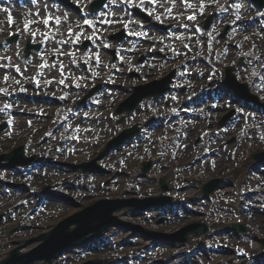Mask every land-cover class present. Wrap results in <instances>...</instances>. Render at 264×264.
Here are the masks:
<instances>
[{
  "label": "rangeland",
  "instance_id": "rangeland-1",
  "mask_svg": "<svg viewBox=\"0 0 264 264\" xmlns=\"http://www.w3.org/2000/svg\"><path fill=\"white\" fill-rule=\"evenodd\" d=\"M145 47L142 48V52H144ZM139 59H141V55H138V58H135L134 61H132L130 63V66H133ZM156 68H150L147 67V74H142V76L140 77H136V75L134 73H127V76H129L130 79H132V81L127 85V90H131L133 89V87H138L139 85H149L151 83L154 82L155 77L159 78L162 75L165 76L166 74H168L169 72H165V73H155ZM170 71V70H168ZM191 74V73H189ZM129 96V95H128ZM127 96V97H128ZM126 97V98H127ZM125 98V99H126ZM124 101V99L120 100L118 103H116L114 105V112L116 111V107H119L121 105V103ZM106 117V115H105ZM132 120H128V123H131ZM127 123V124H128ZM116 124V122L112 123L111 125ZM122 125V124H121ZM49 129L50 126L46 125L38 134H36L34 136L35 140H41L42 137H44L45 135H47L49 133ZM29 128L26 127L25 131H28ZM110 138H120L121 135H116L114 132H110ZM83 134H86L85 136L81 135L80 139L82 141H86L89 140L90 138H88V133L83 132ZM161 136L160 134H156V141H154V143L151 146L152 148V152L153 153H157L159 154V148L155 149L156 144L160 143ZM163 139V138H162ZM164 141V139L162 140ZM109 139L105 142L108 143ZM26 143V138H17L15 140L12 141V143L7 142L4 143L2 142V140H0V155L3 154H10L12 153V148L15 147L17 148V146L19 144H23ZM171 143L168 144L165 148V154H166V150L168 148H171ZM30 148V147H29ZM250 149L247 148V151H249ZM36 151V150H35ZM251 151V150H250ZM254 152V151H253ZM253 152L249 153L252 154ZM49 153H53V149H49ZM34 154L33 152L29 151L28 152V156ZM38 154V153H35ZM243 156V154L241 155ZM144 157V156H142ZM44 158V157H43ZM93 158V157H92ZM92 158L90 156H85V154L82 155L81 159L79 160L82 164H84L87 160H92ZM113 158L111 163H109V165H106V167L104 165H102L103 167H105L106 170L109 171L108 175H106V178L101 180L106 182V186L104 188H100L99 184L100 183H93V187H89V189L91 190V193L89 192V190H86V188H82V189H73L75 187V185H77L83 176H86V178L89 177L88 174H83L76 176L78 178H80V181L78 182V179H76V177H73L72 179L70 178V182L68 183V185L66 186V179H63V183L64 185L61 186L63 188H67L69 190H63L62 188L58 187L55 180L57 179H62L65 175H66V171H59V177L58 176H53V175H46V176H38L37 179H32V180H26L24 183L31 185V188L33 190H39L44 188L47 185L53 186L55 188H57V192L59 191L61 196L60 198H56V197H50V202L49 204L51 206L56 205H63V206H67L68 209L67 210H63V211H58V212H52V210L50 211L47 207H39L37 208V210L34 211L33 213V217L34 220L36 219V215H42L40 218H38V222L40 223L38 226L33 225L34 228H36L37 230L33 233V234H29V231L26 233H15L16 232V227L14 225V221L11 222V225H8V227L6 228L5 225L0 224V258L6 256L8 254V252H10V250H12L14 248V245L16 246H21L26 240L29 239H33V238H37L39 237L41 234H43L45 231H47V229H50L52 227H55L58 223H60L62 220H64L65 218H67L68 216H70L72 213L78 211L81 208L84 209H88L92 206H95L96 204H101L103 202H111V205H113L114 207H118L123 205L126 201H129L131 199H142L143 201V197H145V194H151L152 196H155L156 193L159 192L160 190V183L159 180L163 179L165 180V182H167V184L169 185L170 189L174 188V189H179V187L184 186L187 187L186 185H188V183H186V185H183L182 181L184 178H192L195 179L194 181H200V176L199 174L197 175H181V173H179L178 171L181 170L180 165H179V159L178 157H174L173 160L170 158L168 160V164L166 163H162L159 162L160 160L156 159V158H143V160H145V162H152V164L154 165L153 169L148 172L147 169V173L145 176H143V168H138V164L136 163V161H138V159L141 160L140 158H133L132 161V167H123L122 165L124 164L121 160L119 161L118 158H120V156H113L111 157ZM57 159V158H56ZM149 159H151L152 161H149ZM157 161H154V160ZM241 161H243L245 159V156H243V158H240ZM58 160V159H57ZM107 160V161H106ZM110 160V158H105V164L108 163V161ZM62 161V160H60ZM126 161V160H125ZM63 162H68V161H63ZM92 164H94L95 161H89ZM127 162V161H126ZM102 164V163H101ZM100 165V162H99ZM91 166V165H90ZM156 166V168H155ZM133 167H136L135 169H137L135 172L132 170ZM239 167V165L237 166ZM236 166H234L232 168V172L233 170H235L237 168ZM248 167V164L244 165L242 168V171H246ZM91 168V167H89ZM131 169V170H130ZM115 172V174H118V171H123L121 172V174H119V176H116L115 178L113 177L112 172ZM238 172L240 173V170L238 169ZM127 174H136L137 176L140 175L141 179L143 182H146V184L144 186H140L139 190L136 188V184L135 182L128 186V180L131 181V178H129V176H127ZM122 175H126V176H122ZM243 175V174H242ZM96 176V175H94ZM121 176V177H120ZM151 176V177H148ZM237 176V180H235L236 182L239 181V178H241L240 176ZM114 178V179H113ZM113 179V180H112ZM122 179V180H120ZM149 179H154V181H149ZM77 180V181H76ZM93 177H91L90 182H92ZM109 182V183H108ZM112 182L117 183L116 186L114 187L112 185ZM203 183H205V180L199 182L198 186H201ZM86 186V185H85ZM19 187L24 188V184H19ZM7 189V193L5 198H10L12 197L13 191L12 189L6 188ZM181 189V188H180ZM24 191L27 192L28 191V187L24 188ZM183 195H188V194H183ZM27 198V197H26ZM182 197H180L181 199ZM3 200H5V202L3 203V205L7 204V200L2 198L0 201L2 202ZM111 200V201H110ZM10 202H13L10 200ZM84 203H90V205H87L86 207H79V209H77V206H83L85 205ZM126 205V204H125ZM123 205V206H125ZM49 206V208L51 209L52 207ZM33 209V208H32ZM124 213V212H121ZM188 213V212H187ZM200 213H203L202 210H200ZM31 214V211H30ZM54 216L53 218H51V216ZM192 216H190L188 219H191ZM163 220L161 223L160 222H156L155 224H153V226L150 225L151 222H142L143 225L148 226L151 229H157L160 231H162V234H172L174 231H176L179 226L181 225V220H178V226H174L175 224H173L175 222V218H173V220L169 221V220H165V219H160ZM39 227V228H38ZM177 227L174 230H171L172 228ZM247 229H248V235L250 237H255L257 236V242H253V246L249 247V249L254 251V255H253V261L252 263H254L255 261L261 260L264 263V244L261 243V241L264 242V228L260 229L261 225H258L257 228L255 229L254 227H252L250 224L246 225ZM13 232V233H12ZM222 233H225L223 230H217L214 232V236H221ZM261 238V240H260ZM246 239H248L246 237ZM137 241V240H136ZM213 244H216L213 243ZM243 247L246 246H250L248 244H242ZM197 246H199V251L198 253H201L203 250V248L205 247L203 244H198ZM162 247V246H161ZM241 249V248H239ZM163 253L160 255L162 261L167 260V258L169 256H171L172 254H175L176 251H174L172 248L168 247V246H163L162 247ZM243 250V249H241ZM231 251H234L233 249H231ZM197 255V254H196ZM208 259V258H207ZM235 259L234 255H228L224 257L223 261L222 260H218V264H232L231 262ZM159 260V259H157ZM246 261H248L246 259ZM243 261V262H246ZM197 262L199 264H202L204 262H206V258H203L201 256H199L197 258ZM254 264H260L259 261H257Z\"/></svg>",
  "mask_w": 264,
  "mask_h": 264
},
{
  "label": "bare ground",
  "instance_id": "bare-ground-1",
  "mask_svg": "<svg viewBox=\"0 0 264 264\" xmlns=\"http://www.w3.org/2000/svg\"><path fill=\"white\" fill-rule=\"evenodd\" d=\"M22 151V148H19V153ZM5 158V157H4ZM85 205H90V203H84ZM76 214H81L82 216L84 215V212H82V211H78ZM8 222H9V220L7 221V223H6V228L8 227ZM34 223V225H37L38 224V220H36V221H34L33 222ZM45 234H47L46 232H45ZM49 234V233H48Z\"/></svg>",
  "mask_w": 264,
  "mask_h": 264
},
{
  "label": "snow or ice",
  "instance_id": "snow-or-ice-1",
  "mask_svg": "<svg viewBox=\"0 0 264 264\" xmlns=\"http://www.w3.org/2000/svg\"><path fill=\"white\" fill-rule=\"evenodd\" d=\"M5 11H7V9H5ZM237 18H239V17H237ZM157 19H159V17H157ZM189 19H195V16H190ZM45 22L47 23V21H45ZM86 22H88V21H86ZM9 23L10 24L13 23V19H12L10 14H9ZM88 23H90V22H88ZM61 82H63V81H61ZM6 107H8V105H6Z\"/></svg>",
  "mask_w": 264,
  "mask_h": 264
},
{
  "label": "water",
  "instance_id": "water-1",
  "mask_svg": "<svg viewBox=\"0 0 264 264\" xmlns=\"http://www.w3.org/2000/svg\"><path fill=\"white\" fill-rule=\"evenodd\" d=\"M10 262L8 260L2 262L1 264H9Z\"/></svg>",
  "mask_w": 264,
  "mask_h": 264
}]
</instances>
